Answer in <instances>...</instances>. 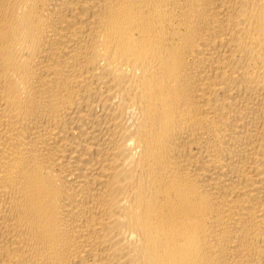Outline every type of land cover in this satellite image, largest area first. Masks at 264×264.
Here are the masks:
<instances>
[{"label":"bare ground","instance_id":"bare-ground-1","mask_svg":"<svg viewBox=\"0 0 264 264\" xmlns=\"http://www.w3.org/2000/svg\"><path fill=\"white\" fill-rule=\"evenodd\" d=\"M0 264H264V0H0Z\"/></svg>","mask_w":264,"mask_h":264}]
</instances>
